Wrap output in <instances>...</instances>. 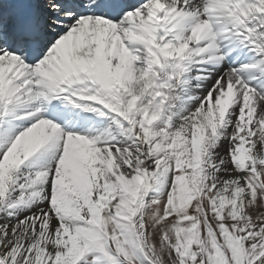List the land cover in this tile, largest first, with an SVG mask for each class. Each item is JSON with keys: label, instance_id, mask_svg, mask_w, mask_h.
<instances>
[{"label": "snow or ice", "instance_id": "obj_1", "mask_svg": "<svg viewBox=\"0 0 264 264\" xmlns=\"http://www.w3.org/2000/svg\"><path fill=\"white\" fill-rule=\"evenodd\" d=\"M0 264H264V0H0Z\"/></svg>", "mask_w": 264, "mask_h": 264}]
</instances>
